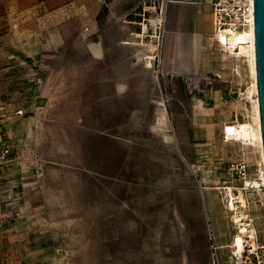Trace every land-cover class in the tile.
I'll list each match as a JSON object with an SVG mask.
<instances>
[{
    "label": "rangeland",
    "instance_id": "1",
    "mask_svg": "<svg viewBox=\"0 0 264 264\" xmlns=\"http://www.w3.org/2000/svg\"><path fill=\"white\" fill-rule=\"evenodd\" d=\"M182 1L0 0V264H264L233 257L217 189L242 187L233 162L260 178L222 138L251 79L222 62L211 0ZM247 199L263 246L264 185Z\"/></svg>",
    "mask_w": 264,
    "mask_h": 264
},
{
    "label": "bare ground",
    "instance_id": "2",
    "mask_svg": "<svg viewBox=\"0 0 264 264\" xmlns=\"http://www.w3.org/2000/svg\"><path fill=\"white\" fill-rule=\"evenodd\" d=\"M169 3L178 4L185 2L182 0H169ZM173 11L175 12V10ZM246 18L248 19V17ZM248 20L250 22L248 26L243 28L231 26L226 31V34H219V37H217L219 43L223 45L222 48H219L218 46L217 47L220 50L221 59L225 66L232 65L235 68L237 74L240 75V64L245 63L247 73L251 79V85L249 88L247 87V91L245 93H241L242 100H250L251 109L246 108L244 121H241L240 118V120L237 118L231 123H226L224 121L226 124L223 125L222 138L224 143L227 145L229 144L230 147L231 145H237L241 150V154L244 155L246 159L252 158L253 154L258 151L260 159L259 164L261 166L259 169L260 173L258 171V176L261 178V180H263V183H261L260 178H248L246 176L242 181V187H233L231 185H227L217 188L218 190L223 191L225 194L227 199L226 210L229 212L231 220L237 228V234L233 237L229 248L232 249L233 257L237 258L239 262L244 258L247 248H249L250 254H256L257 256H259L260 249L264 250V245L260 246L257 242V230L253 225V219L249 214L250 207L247 199L248 192L259 193L261 192V187L264 185V150L257 86L254 16L250 17ZM155 23L162 24V21L161 19H156ZM165 33H170V29L165 30ZM156 48L157 45L151 43L152 55L149 57L147 56L148 59L151 60L148 62L149 68L152 67V60L156 58ZM165 49V52L162 54V59H164V62L167 63V60L170 59L171 56L168 49ZM251 166L253 165H248V167ZM226 247L227 246H222L221 248L223 249ZM231 264H233V261H231Z\"/></svg>",
    "mask_w": 264,
    "mask_h": 264
},
{
    "label": "built area",
    "instance_id": "3",
    "mask_svg": "<svg viewBox=\"0 0 264 264\" xmlns=\"http://www.w3.org/2000/svg\"><path fill=\"white\" fill-rule=\"evenodd\" d=\"M211 8L213 38L219 48L223 46L217 39L219 34H226V31L231 26H236L237 28L248 26L250 23L248 19L254 16V0H212ZM17 115H22V111H18ZM12 154V143L5 136L3 126L0 123V175L4 166L11 159ZM248 168V164L245 161L233 162L229 166V174L233 179L243 181L246 176L248 177Z\"/></svg>",
    "mask_w": 264,
    "mask_h": 264
},
{
    "label": "water",
    "instance_id": "4",
    "mask_svg": "<svg viewBox=\"0 0 264 264\" xmlns=\"http://www.w3.org/2000/svg\"><path fill=\"white\" fill-rule=\"evenodd\" d=\"M257 86L264 150V0H254Z\"/></svg>",
    "mask_w": 264,
    "mask_h": 264
},
{
    "label": "crops",
    "instance_id": "5",
    "mask_svg": "<svg viewBox=\"0 0 264 264\" xmlns=\"http://www.w3.org/2000/svg\"><path fill=\"white\" fill-rule=\"evenodd\" d=\"M211 2H212V0H211ZM210 10H211V12H210L211 14L210 15H211V23H212V8H211V4H210ZM212 35H213V25H212Z\"/></svg>",
    "mask_w": 264,
    "mask_h": 264
}]
</instances>
